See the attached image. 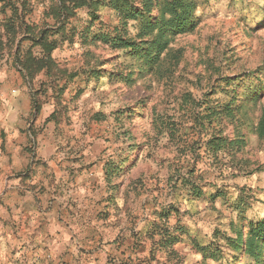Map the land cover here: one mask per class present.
Segmentation results:
<instances>
[{
  "label": "rangeland",
  "instance_id": "374dc122",
  "mask_svg": "<svg viewBox=\"0 0 264 264\" xmlns=\"http://www.w3.org/2000/svg\"><path fill=\"white\" fill-rule=\"evenodd\" d=\"M63 1L0 0V151L44 167L25 264H255L233 241L264 218V0H193L152 69L94 38L137 22Z\"/></svg>",
  "mask_w": 264,
  "mask_h": 264
},
{
  "label": "trees",
  "instance_id": "16d2710c",
  "mask_svg": "<svg viewBox=\"0 0 264 264\" xmlns=\"http://www.w3.org/2000/svg\"><path fill=\"white\" fill-rule=\"evenodd\" d=\"M102 3L108 4L116 10L121 17L122 26L125 28L129 21L137 22L138 32L135 36H129L122 31L120 26L115 27V33H97L94 38L110 43L114 47L121 49H130L134 57L141 60V69H152L157 67L162 56L168 52L169 41L177 34L190 31L194 28L196 20L194 18L195 1L193 0H70L74 7L85 6L91 19H96V6ZM57 12H68L66 1L61 0L56 8ZM16 15V12L14 13ZM13 18L7 21L12 22ZM14 30V27H9ZM90 35H85L84 38ZM92 35V34H91ZM139 39V40H136ZM38 41L44 49V56L36 58L27 52L23 59L20 60L22 69L25 70L29 77L43 68H49L52 58V50L56 47L54 41H48L45 31H42ZM210 115H217L223 112L222 109H212L208 107ZM230 114L229 106H226ZM262 129H264V111L260 120ZM219 141L223 143L222 138ZM234 246L237 249L244 250L249 254L255 264H262L264 258V218L259 219L256 223L248 222L247 232L244 235L240 229L236 230ZM199 249L205 254L209 247L198 245Z\"/></svg>",
  "mask_w": 264,
  "mask_h": 264
},
{
  "label": "crops",
  "instance_id": "0c3cea01",
  "mask_svg": "<svg viewBox=\"0 0 264 264\" xmlns=\"http://www.w3.org/2000/svg\"><path fill=\"white\" fill-rule=\"evenodd\" d=\"M30 159L20 146L0 151V264H25L24 258L30 257L26 238H31L32 215L37 212L32 201L40 198L39 189L45 183L40 175L44 167H30Z\"/></svg>",
  "mask_w": 264,
  "mask_h": 264
}]
</instances>
